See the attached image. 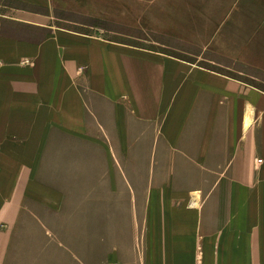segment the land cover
Returning <instances> with one entry per match:
<instances>
[{"label":"crops","instance_id":"obj_1","mask_svg":"<svg viewBox=\"0 0 264 264\" xmlns=\"http://www.w3.org/2000/svg\"><path fill=\"white\" fill-rule=\"evenodd\" d=\"M57 2L0 0V264L22 229L70 264H264V89ZM176 6L177 36L204 13V44L264 73V0Z\"/></svg>","mask_w":264,"mask_h":264},{"label":"rangeland","instance_id":"obj_2","mask_svg":"<svg viewBox=\"0 0 264 264\" xmlns=\"http://www.w3.org/2000/svg\"><path fill=\"white\" fill-rule=\"evenodd\" d=\"M57 1L59 7L56 15L60 17L57 22L60 26L93 33L98 32L108 39L148 47L194 63L199 61L201 66L229 71L233 76H241L244 81L264 89V73L252 67L232 64L230 58L215 52L204 44L211 38L214 29L210 28L214 22L210 21L204 13L201 14V20L197 22L198 28L192 30L194 33L185 29L189 40H184L180 38V35L175 34L180 31V28L177 29L173 25L178 11L176 0ZM69 2L83 5L89 13L78 14L63 9L62 6H66ZM216 24H220V22L218 21ZM222 65L224 67H221ZM227 67H231L233 70L227 69ZM235 70L256 74L260 78L256 80L245 74L243 76ZM261 162L262 160L258 159L256 164ZM121 232L123 234L125 230L122 229ZM32 234L33 231L27 229L19 231L15 247H12L13 251L10 252L6 264H70L68 254L63 250L56 251V253L33 252ZM37 236V240L42 242L40 236L38 234Z\"/></svg>","mask_w":264,"mask_h":264}]
</instances>
